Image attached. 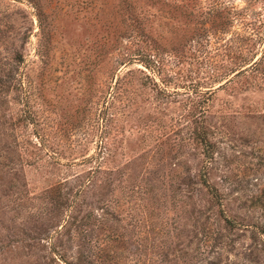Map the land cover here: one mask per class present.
Segmentation results:
<instances>
[{
  "label": "rangeland",
  "instance_id": "1",
  "mask_svg": "<svg viewBox=\"0 0 264 264\" xmlns=\"http://www.w3.org/2000/svg\"><path fill=\"white\" fill-rule=\"evenodd\" d=\"M128 1L0 0V264H264V0Z\"/></svg>",
  "mask_w": 264,
  "mask_h": 264
},
{
  "label": "trees",
  "instance_id": "2",
  "mask_svg": "<svg viewBox=\"0 0 264 264\" xmlns=\"http://www.w3.org/2000/svg\"><path fill=\"white\" fill-rule=\"evenodd\" d=\"M122 1H125V0H122ZM122 3H120V1L118 0V4L116 5L117 9L115 11V14H116V17L120 19L119 23H121L122 25V28L119 30V32H117L118 34L116 35H120L121 37L125 36V38H130L133 36V34H139V27L142 26L143 24V18H140V16L138 14L135 15V8L134 6H132V2L131 1H128L126 0L125 2H123V4L125 5V8L123 9H119L121 8L120 5ZM36 6L38 7V11H39V17L42 16V12H43V9H41V5H39L38 3L36 4ZM119 9V10H118ZM145 28V27H144ZM143 33V31H141ZM106 49V47H105ZM161 51L156 49V51L154 49L152 50H149L146 52V54L144 55V60L143 62H145V65L144 67L146 69H150L152 68V70L154 71V68L153 66L155 62H153V60H155L158 56V54L160 53ZM109 53V50L105 51V55H107ZM140 55V54H139ZM154 57V58H153ZM256 57V56H254ZM254 57L249 61L248 59L246 60H243V67H246L248 65H251V67H258L259 65H261L262 63H264V56H262L260 59H258L257 61H254ZM150 62H153V66H151V63ZM240 74V73H239ZM204 184L206 186H208L211 190V192L213 193L214 190L212 187H210L209 183L204 180Z\"/></svg>",
  "mask_w": 264,
  "mask_h": 264
}]
</instances>
